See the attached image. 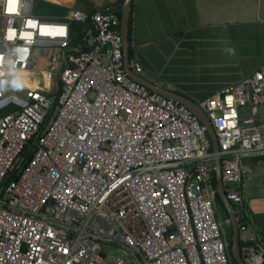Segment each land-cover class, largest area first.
<instances>
[{
  "label": "built area",
  "instance_id": "2783aa9c",
  "mask_svg": "<svg viewBox=\"0 0 264 264\" xmlns=\"http://www.w3.org/2000/svg\"><path fill=\"white\" fill-rule=\"evenodd\" d=\"M34 1L0 0V264H232L207 128L129 76L117 11L45 21ZM88 20L73 45V22ZM29 69L38 87L14 84ZM199 104L242 218L245 160L264 156V65ZM241 237L246 263L264 264L246 224Z\"/></svg>",
  "mask_w": 264,
  "mask_h": 264
},
{
  "label": "crops",
  "instance_id": "0c3cea01",
  "mask_svg": "<svg viewBox=\"0 0 264 264\" xmlns=\"http://www.w3.org/2000/svg\"><path fill=\"white\" fill-rule=\"evenodd\" d=\"M45 1L87 13L109 7L120 13L124 2ZM130 30L140 75L198 103L264 65V0H134ZM245 163L250 171L240 188L246 226L264 246V156Z\"/></svg>",
  "mask_w": 264,
  "mask_h": 264
},
{
  "label": "water",
  "instance_id": "95a60500",
  "mask_svg": "<svg viewBox=\"0 0 264 264\" xmlns=\"http://www.w3.org/2000/svg\"><path fill=\"white\" fill-rule=\"evenodd\" d=\"M134 0H124L123 5L120 9L121 17V33L124 38V54H125V64L129 76L136 82L146 86L151 91L161 94L167 98L173 99L181 104L187 106L201 121V123L207 128V133L212 142L213 152L216 153L215 158V174L218 182V192L221 200L224 202L226 209L228 210L229 217L232 220V255L238 264H247L243 258L240 239H241V229L239 223V216L236 214L235 205L228 199L225 192L224 185L221 180L222 172V162L219 156L220 145L215 128L211 122V119L207 113L202 109L200 104L192 99H189L183 95H180L171 90L163 89L151 81L147 80L144 76L136 73L131 67V40H130V26L132 19V9Z\"/></svg>",
  "mask_w": 264,
  "mask_h": 264
},
{
  "label": "trees",
  "instance_id": "16d2710c",
  "mask_svg": "<svg viewBox=\"0 0 264 264\" xmlns=\"http://www.w3.org/2000/svg\"><path fill=\"white\" fill-rule=\"evenodd\" d=\"M69 12H70V9H68L67 7H64V6L55 4V3H51V2H48L45 0H36L34 2V15L40 17L42 20H45V21L46 20H49V21L60 20V19L64 18ZM119 15L122 17L121 13H119ZM71 27H72L71 28V34H72V38H73L72 44L75 46H81L83 44V42L85 41V39L87 38V35L90 34V32L92 30L95 29L94 24L91 20L87 21V22H76L75 21V22H73ZM130 36H131V30H130ZM132 59H133V51L131 49V61H134ZM56 83L60 84V81L57 80ZM59 92L60 91H58L55 88V90L50 94V96L58 97ZM56 107H57V101H55V104H54L53 109L51 111V113H52L51 116L55 114ZM51 116L47 119V123L50 121ZM34 144H35V141L32 142V146H34ZM32 153H33L32 150L27 151L24 154V158L29 160L32 157ZM25 162H27V160ZM25 162H23L22 164L24 165ZM214 178H215V183L218 186V182H217V178H216L215 173H214ZM217 203L219 206H221V208L225 212V217H228V210L226 209L224 202L221 200L219 193L217 195ZM246 209L247 208L245 205L244 213L246 212ZM245 217H246V215H245ZM244 220L245 219H242V218H240V220H239L240 229H242V224H243L242 222ZM228 228H229L228 229L229 231L227 232L226 236H227V240H228V244H229V249H228L229 255H230L232 264H238L237 261L233 258L232 251H231L232 250V244H233L232 243V233H233L232 226H230ZM240 244H241L242 252H244L245 248L249 246V244L245 243L242 240V238L240 239Z\"/></svg>",
  "mask_w": 264,
  "mask_h": 264
},
{
  "label": "bare ground",
  "instance_id": "6f19581e",
  "mask_svg": "<svg viewBox=\"0 0 264 264\" xmlns=\"http://www.w3.org/2000/svg\"><path fill=\"white\" fill-rule=\"evenodd\" d=\"M52 1V0H51ZM56 1L58 2V0H53V2ZM62 1V0H61ZM67 1V0H66ZM65 1V2H66ZM64 2V1H63ZM71 2V0H70ZM72 3V2H71ZM70 4V3H69ZM68 4V5H69ZM31 70H25V71H21V72H17L15 74V77H14V84H17V85H21L22 83L25 84V83H30L31 86H29L30 89H35L38 87V85H36V83H38L37 81L35 80H30V75H31ZM46 84L49 85V81H46ZM242 219H245L242 223L243 224H247V218L245 217V215L242 216Z\"/></svg>",
  "mask_w": 264,
  "mask_h": 264
},
{
  "label": "rangeland",
  "instance_id": "374dc122",
  "mask_svg": "<svg viewBox=\"0 0 264 264\" xmlns=\"http://www.w3.org/2000/svg\"><path fill=\"white\" fill-rule=\"evenodd\" d=\"M33 77L35 79V81H39L37 75H30V77ZM216 212H217V216L218 218L220 219L221 222H223L225 220V212L223 211V209L221 208V206L218 205L217 209H216Z\"/></svg>",
  "mask_w": 264,
  "mask_h": 264
},
{
  "label": "flooded vegetation",
  "instance_id": "af4514ba",
  "mask_svg": "<svg viewBox=\"0 0 264 264\" xmlns=\"http://www.w3.org/2000/svg\"><path fill=\"white\" fill-rule=\"evenodd\" d=\"M231 220V219H230ZM231 223H232V220H231ZM232 225V224H231ZM229 231V230H228Z\"/></svg>",
  "mask_w": 264,
  "mask_h": 264
},
{
  "label": "clouds",
  "instance_id": "9594fccd",
  "mask_svg": "<svg viewBox=\"0 0 264 264\" xmlns=\"http://www.w3.org/2000/svg\"><path fill=\"white\" fill-rule=\"evenodd\" d=\"M240 219V218H239ZM232 226V225H231Z\"/></svg>",
  "mask_w": 264,
  "mask_h": 264
}]
</instances>
